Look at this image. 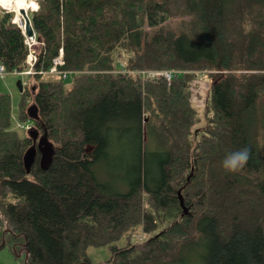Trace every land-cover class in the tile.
I'll list each match as a JSON object with an SVG mask.
<instances>
[{"label":"trees","instance_id":"trees-1","mask_svg":"<svg viewBox=\"0 0 264 264\" xmlns=\"http://www.w3.org/2000/svg\"><path fill=\"white\" fill-rule=\"evenodd\" d=\"M35 1L24 136L0 92V248L22 264H264V0ZM14 17L0 13V65L23 71ZM164 70L173 79L147 76ZM32 128L55 147L48 170L39 152L25 165Z\"/></svg>","mask_w":264,"mask_h":264},{"label":"rangeland","instance_id":"rangeland-1","mask_svg":"<svg viewBox=\"0 0 264 264\" xmlns=\"http://www.w3.org/2000/svg\"><path fill=\"white\" fill-rule=\"evenodd\" d=\"M32 10L34 9H29L28 13ZM4 12H13L16 15L14 11L6 9L4 7L3 8L0 7V13L2 14ZM14 21H15V17L13 19V22ZM198 75L199 76L196 77L192 85V91H193L192 100L200 108L202 112V109L205 107L206 104L207 93L212 84V78L209 76L207 77L206 73H200ZM20 80L22 81L25 88L31 87V84L33 82V77L30 75L14 74V73H7L4 76H0V92L9 93L11 95L13 126L17 128V130L22 136H24L26 133H28L27 130L25 129V125L18 123L17 120L19 102L21 101L22 98V92L18 85V82ZM144 238L145 237L143 236V234L136 235V241L142 240ZM110 255H111V250L108 247H90L88 249V256L94 262L105 260L108 257H110ZM186 256H187L186 262H183L182 264H194L196 260L201 259L200 253H189ZM25 259H26V252L24 250L22 254L19 257H17V255L14 254V252L11 250L9 246L0 248V264H22V261Z\"/></svg>","mask_w":264,"mask_h":264},{"label":"water","instance_id":"water-1","mask_svg":"<svg viewBox=\"0 0 264 264\" xmlns=\"http://www.w3.org/2000/svg\"><path fill=\"white\" fill-rule=\"evenodd\" d=\"M20 14L25 22V31L28 36H32L35 32L32 19L28 13V10L25 8L20 9ZM19 88L21 92L24 91V85L20 80L18 82ZM35 89V88H34ZM28 116L31 120H38L39 119V108L36 103H32L28 107ZM29 136L33 139V145L29 147L26 151L24 156L25 165L28 168V172H30V168L33 166L37 152H40V167L43 170H48L53 162V156L55 153V147L52 142L49 141L47 134L40 135L39 130L32 128L29 131ZM38 148V150H37ZM190 180V177H189ZM180 195V203L181 207L183 208V214L187 215L189 213V207L185 204L183 197L181 196V192L179 191ZM161 233L157 234L158 237Z\"/></svg>","mask_w":264,"mask_h":264},{"label":"built area","instance_id":"built-area-1","mask_svg":"<svg viewBox=\"0 0 264 264\" xmlns=\"http://www.w3.org/2000/svg\"><path fill=\"white\" fill-rule=\"evenodd\" d=\"M0 7H3L0 5ZM38 8V7H37ZM18 24V26L21 28L24 36H25V44L28 47V54L26 58V67L23 71H19L17 69H14L10 72H8L3 65H0V76H4L7 73H14V74H23V75H32L36 73L35 67L38 62V49L41 45H43V42L38 37L36 31L32 36H28L25 31V22L24 19L21 22L14 21ZM64 64L63 59V51L61 50L60 55L54 60V65L49 70L50 73H56L58 72V66ZM68 72H64L63 75L67 76ZM148 77H164L167 80L173 79L175 76V72L171 70H164V71H149L147 73ZM28 128L31 127V125H27Z\"/></svg>","mask_w":264,"mask_h":264},{"label":"bare ground","instance_id":"bare-ground-1","mask_svg":"<svg viewBox=\"0 0 264 264\" xmlns=\"http://www.w3.org/2000/svg\"><path fill=\"white\" fill-rule=\"evenodd\" d=\"M0 5L6 9H10L16 13L15 20L17 22L23 21L22 15L20 14V9L25 8L37 9L38 3L35 0H0Z\"/></svg>","mask_w":264,"mask_h":264},{"label":"flooded vegetation","instance_id":"flooded-vegetation-1","mask_svg":"<svg viewBox=\"0 0 264 264\" xmlns=\"http://www.w3.org/2000/svg\"><path fill=\"white\" fill-rule=\"evenodd\" d=\"M37 150H38V148H37ZM39 152V151H38ZM38 152H37V154H38ZM40 153V152H39Z\"/></svg>","mask_w":264,"mask_h":264},{"label":"crops","instance_id":"crops-1","mask_svg":"<svg viewBox=\"0 0 264 264\" xmlns=\"http://www.w3.org/2000/svg\"><path fill=\"white\" fill-rule=\"evenodd\" d=\"M10 10V9H9Z\"/></svg>","mask_w":264,"mask_h":264}]
</instances>
